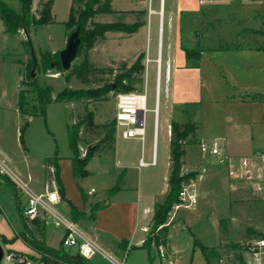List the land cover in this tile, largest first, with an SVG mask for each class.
I'll use <instances>...</instances> for the list:
<instances>
[{
    "label": "rangeland",
    "instance_id": "rangeland-1",
    "mask_svg": "<svg viewBox=\"0 0 264 264\" xmlns=\"http://www.w3.org/2000/svg\"><path fill=\"white\" fill-rule=\"evenodd\" d=\"M4 1L19 8L17 0ZM180 1L182 6L194 10L192 15L199 9V0ZM38 2L39 0H34L32 12L37 11ZM51 2L57 22L42 26L32 25L27 31L19 28L15 33L8 32L0 15V157L31 188L37 192H45L46 182L54 178L53 174H46V158L53 156L56 149L58 155L65 159L72 156L68 125L84 116L86 107L92 110L94 122L100 127L94 131H86L84 128L83 141L80 143L81 157L85 156L90 146H100V150L87 163L85 167L87 173L82 174L79 167H76L75 175L73 167L71 172V176H74L82 187L85 209H89L85 222L78 224L92 236L86 229L88 220L91 219L95 207L104 205L113 196L110 189L116 182L117 174H114L112 169L115 167L117 173L121 171L116 167L115 151L102 142L106 132L104 125L115 121L116 98L110 94L107 100L52 101L46 105L45 112H42L43 103L39 98V87L45 89L51 87V95L55 97L66 87L82 88L100 83L103 78H111L109 73H98L92 83L86 84L69 74L70 70H58L60 51L66 46L71 34V30L64 22L69 18L72 0H51ZM166 4L164 22L160 23L159 14H154L149 28L136 37L133 33L109 32L105 39L96 42L89 50V60L93 65L116 68L124 62L131 64L136 54L144 51L145 71L141 74L142 82L139 84V90H145L147 80L148 108H153L157 93L155 58L159 51L161 33L162 81L157 131V164L140 167L138 177L143 190L153 188L159 191L168 181L170 173L168 125L172 119L181 122L195 121L199 125V135L222 134L225 112L220 98L226 93L224 91L231 75L223 71L218 60L225 59L230 66H235L236 70L240 71L246 66L245 58L249 56L245 51L232 50L210 59L206 52L200 61L195 58L188 61L184 53L185 46L192 42H195L194 45L200 43L217 47L264 45V0H206L201 5L202 14L198 13V22L195 17H188V20L184 18L182 20L181 17L180 32L176 24V28L171 32L169 23V10L173 4H176V0H166ZM151 10L155 11L153 7L149 8L150 12ZM183 16H188L187 12H184ZM96 20H123L130 23L137 20L144 21L143 15L129 11L100 15ZM248 29H255L260 33L250 32ZM171 44L180 69L178 74H175L174 70L168 82L166 69ZM47 54L49 55L45 60L52 61L50 67L45 69L43 56ZM34 56L37 59L36 65L32 64ZM253 56L264 59V52L255 53ZM148 57L151 60L147 63ZM80 59L81 57L75 61ZM53 62H56L54 66H52ZM32 72L34 76H31ZM21 92H24L25 112L20 109ZM167 92H170L172 97L182 94L181 98L184 102L181 103L184 104L170 108L168 105L170 97ZM216 99H220L219 104ZM154 130V112L148 110L144 146L140 139L123 138L116 132L115 146L118 152L127 155L132 163H138L142 155L146 160H151ZM261 147L264 149V143H261ZM199 149V141L190 139L185 159L191 154L189 150H192V158L187 159L184 165L185 171L195 169L203 174V179L194 180L198 203L195 207L184 205L179 208L174 207L169 219L168 241L171 245L168 247L171 249L166 248L169 256L164 259L155 248L157 264H167L169 259L174 260L176 264H247L246 243L253 238L264 236V199L256 193L255 180L242 179L239 174L230 177L224 164L209 156L201 157ZM51 168L53 173L54 166L52 165ZM28 173L32 175L31 178H28ZM129 184L134 186L135 180ZM164 196L165 194L162 196L159 194L157 201L162 200ZM15 198H19L21 202L26 201L25 193L16 184L14 185L8 176L0 173V203L4 206L0 212V241L5 253L13 254L16 258L23 256L27 264H37L38 254L21 237L16 236L25 229L17 218ZM54 207L65 216H70L66 204L58 203ZM41 218L46 220V224L48 222V232L54 233L51 244L59 246L60 228L56 227L58 224L55 219L48 217L46 213L42 214ZM30 225L35 226L33 222ZM151 226L152 222L148 231ZM2 236L14 241L5 243ZM101 239H98L99 242L110 254L120 261L124 260L122 255L110 249L117 245L109 237ZM195 239L208 248L203 251L200 245L195 246ZM72 250L75 251L76 247H72ZM91 262L113 264L100 254H97ZM125 263L131 264L130 259H125Z\"/></svg>",
    "mask_w": 264,
    "mask_h": 264
},
{
    "label": "trees",
    "instance_id": "trees-1",
    "mask_svg": "<svg viewBox=\"0 0 264 264\" xmlns=\"http://www.w3.org/2000/svg\"><path fill=\"white\" fill-rule=\"evenodd\" d=\"M19 8H15L8 2L0 1V15L6 25L8 32L15 33L19 28H24L26 31L32 26H42L48 23L57 22L55 15L52 12L51 0H39L36 12H32L34 0H17ZM133 11V10H132ZM115 10L112 7V0H73L69 18L65 21V25L73 32L78 26L81 28L80 37L81 44L77 58L79 61H74L70 68L69 74L76 76L80 81L86 84L93 82L98 73L111 75V78H103V81L95 85H88L82 88L66 87L60 91L55 97L51 95V87L47 89L39 87V98L42 100L43 109L49 102L52 101H80L88 100H107L110 94L116 97L119 92H130L139 90V84L142 82L141 74L145 71V52H140L131 64L124 62L119 68L113 66L99 67L93 65L89 60V50L99 40L105 39L107 33L122 31L126 33H134L144 24V21L137 20L129 23L123 20L115 21H100L96 20L101 14H111ZM264 17V11H263ZM250 32L260 33L255 29H248ZM262 33V32H261ZM43 56V67H50L51 61L47 62L46 56ZM185 55L188 59H200L202 56L201 44L192 48H185ZM58 56V54L56 55ZM76 58V59H77ZM37 59L32 58V64L36 65ZM61 60L58 62V70H62ZM32 76V73H31ZM264 97V94H253V96ZM20 109L25 112L23 105L25 104L24 92L20 93ZM99 124L94 122V113L86 107V113L79 120L69 123L68 137L69 144L72 150V167L74 175L76 167H79L82 174L87 173L85 167L92 159L96 152L100 150V146H90L84 157H81L80 143L83 141L82 133L84 128L86 131H94ZM106 132L102 142H105L109 149L115 151L116 126L115 121L104 125ZM199 125L195 121L181 122L172 120L170 123V173L168 177L169 189L164 198L157 201L155 204V212L153 215L151 229L142 243V247L147 249L149 258L152 259L151 253L153 245L156 247L167 246L168 233L170 229V217L175 205L181 202L180 192L185 185L191 184L198 176V170H184L185 156L190 139L200 140L198 134ZM60 156L56 149L53 156L46 158V174L54 175L57 182L58 190L61 199L67 201L70 205V216L75 221L82 219L86 212L79 210L78 207L66 196V187L61 177V167L59 164ZM54 166V172H51V166ZM116 176V182L111 187L110 191L115 193L123 188L126 183V170H121L117 173V169H112ZM15 185V183L11 180ZM77 186L83 195L82 187L77 181ZM84 198V195H83ZM15 205L20 214L21 223L25 230L18 233L17 237H21L30 248L38 254L37 264H92L89 259L82 256L79 250H72V247L67 248L64 244V237L60 245L54 247L48 244L46 240V220L41 216L34 219H29L24 215V210L21 207L19 198H15ZM99 207V206H97ZM95 207L94 209H96ZM0 212L2 207L0 205ZM35 226H31V223ZM5 243L13 242L14 239H8L2 236ZM122 241L121 243H124ZM122 245V244H121ZM194 245H200L205 251L208 246L201 244L198 239L194 240Z\"/></svg>",
    "mask_w": 264,
    "mask_h": 264
},
{
    "label": "crops",
    "instance_id": "crops-1",
    "mask_svg": "<svg viewBox=\"0 0 264 264\" xmlns=\"http://www.w3.org/2000/svg\"><path fill=\"white\" fill-rule=\"evenodd\" d=\"M199 5H200L199 9L195 10V14L192 15V13H194V10H190L186 6L185 7L182 6L181 1L176 0V4L175 5L173 4L171 9L169 10V23L171 25V32L174 31L176 25L178 31L180 32L179 25H180L181 17L182 20L183 18L188 20L189 19L188 17H192V18L195 17L196 21L198 22L197 17L199 14H202L201 13L202 11H200L202 5L200 3V0H199ZM112 7L115 10V12L111 14H116V13L121 14L122 12L129 11L132 12L133 14L143 15L144 25L140 26L139 29L133 33L135 35L134 37H136L141 32L149 28L152 15L159 14L160 23L164 22L167 11L166 0H112ZM150 7L151 8L153 7L155 11L150 12L149 11ZM184 12H187L188 16L186 17L183 16ZM101 15L105 16L110 14H101ZM100 21H106V20H100ZM116 32L121 33L122 31H116ZM194 44L195 42H192L188 46H185V48L187 47L192 48L197 46ZM172 47L173 45L171 44L169 57L167 58L169 75L166 80L168 82H170L174 70H175V74H178V70L180 69V66L177 65V61L175 60ZM201 48H202V55L208 52L210 59L217 58L216 57L217 55L232 50L245 51L246 53H249V56L248 57L246 56L247 58H245V60L247 61L245 64L246 66L243 67L240 71H237L235 66H230L229 65L230 63L227 62V60L225 59H222L223 61L218 60V63L222 65L223 71L229 73L228 74L229 76L231 75L230 79L228 78V83L224 91L226 93H224V95L221 98L219 97L222 101L225 112L224 129L222 134H218V135L201 134L200 138L201 137L224 138L227 141L228 153L237 159L242 156H249L259 151H264V149L261 147V143H264V97H262V95L253 96V94H264V59L263 58L257 59L255 56H253L255 55V53L264 52V45L217 47L208 44L207 45L201 44ZM138 54H136L135 58L137 57ZM201 59L202 56L198 60L200 61ZM189 60L191 61V59H188V61ZM185 61L187 62L186 57H185ZM167 94L168 97H170L169 101L171 104L170 103L168 104L170 108L177 104L180 105L184 104L181 103L184 102L182 101L183 99L181 98L182 94L181 95L178 94L174 97L170 96V92H167ZM220 99H216V102L218 104L220 102ZM168 132L170 134V123L168 125ZM189 152L191 154L187 155L188 158L185 159V163L187 159L192 158V150H189ZM114 155H115L116 167H119L121 170L123 169L126 170V183L121 190L113 193V196L104 205H100L99 207L93 210V215L91 219L88 220L86 229L89 230L92 236L96 237L97 239L99 238L101 239L103 237L104 238L109 237L110 240L117 245L115 247L113 246L110 247V249L113 250L115 253L122 255L124 261L125 259L126 260L130 259L131 264H157V256L154 253V249L155 248L158 249L160 253L159 247L153 245L152 253H151L152 259H150L149 253L147 249L142 247V243L147 235L148 227L153 220V215L155 212V204L157 202V196H159V194L160 196H162L163 194L167 193L169 189V183L167 181L165 187H163L159 191L157 189L154 190L153 188H148L143 190L140 185V179L138 177L140 167H143V166H139V160L138 163L130 162L127 155L118 152L117 146H115ZM200 155L203 158H208L209 156L213 159H216L213 156L202 153L201 150H200ZM67 158L68 159H65L60 156L59 159V164L61 167V177L66 187V196L78 207L79 210L86 212V215L78 221L79 223L83 221L85 222L86 216H88L87 213H89V209H85L86 205L84 202L83 195L81 194L77 186L76 179L74 178V176L73 177L71 176V172H72V161L70 159L71 155ZM27 176L28 178L32 177V175H30L29 173L27 174ZM197 178L203 179V174L200 173V171ZM133 180H135L134 186L129 184ZM193 183L196 186L195 181H193ZM62 200L63 199H61V201H59L58 203L66 204L70 212L69 203L65 200L63 201ZM15 201L16 199L14 200V207L16 209ZM25 202H26L25 200L24 202H21V207L23 210L25 209ZM0 205L3 210L4 208L3 203H0ZM16 214L20 223L21 218L17 209H16ZM56 227L60 228L58 232L60 233V242H61L65 234V229L63 226L56 225ZM53 237H54V233L53 232L52 234L49 233L48 226H46V240L48 244L57 247L58 245L51 244V238ZM122 241L125 242L121 243ZM169 245H171L170 241H168L166 248L171 249L168 247ZM97 254L100 253H96L92 258L89 259V261L91 262V260ZM103 257L106 258L105 256ZM91 263L93 264V262Z\"/></svg>",
    "mask_w": 264,
    "mask_h": 264
},
{
    "label": "built area",
    "instance_id": "built-area-1",
    "mask_svg": "<svg viewBox=\"0 0 264 264\" xmlns=\"http://www.w3.org/2000/svg\"><path fill=\"white\" fill-rule=\"evenodd\" d=\"M206 0H200L205 3ZM154 12V10H151ZM161 33L159 35V51L155 58L157 62L156 82L157 93L153 108H148L147 80L145 90H136L130 92H119L116 95L117 111L115 115V126L117 134L123 138H138L144 146L146 141V113L148 110L154 112V141L153 153L150 161L142 155L139 158V166H150L157 164V131L159 125L160 110V88L162 81V58H161ZM151 59L148 57V61ZM169 75V67L166 69V79ZM199 148L202 153L215 157L220 163L227 166L230 177H239L242 179L255 180L254 188L260 198L264 199V151H259L249 156L235 158L228 153L227 141L223 138H206L201 137ZM237 168V171H236ZM0 173L8 176L26 195L24 215L29 219L42 216L46 213L48 217L55 219L56 224L65 229L64 244L68 247H76L80 254L87 259L92 258L96 253H100L109 259L113 264H126L124 260L116 259L109 251L99 242V240L84 229L78 222L70 216H65L58 211L54 205L57 204L61 197L56 180L53 178L45 184V192H37L31 188L28 183L12 170L7 162L0 157ZM181 202L175 205L195 207L198 203V192L195 184L192 182L185 185L180 192ZM246 252L248 253L247 264H264V236H259L248 240L246 243ZM160 255L164 259L168 258V251L165 246H160ZM1 264H27L25 258L20 256L16 258L13 254L5 253ZM167 264H176L172 259Z\"/></svg>",
    "mask_w": 264,
    "mask_h": 264
},
{
    "label": "water",
    "instance_id": "water-1",
    "mask_svg": "<svg viewBox=\"0 0 264 264\" xmlns=\"http://www.w3.org/2000/svg\"><path fill=\"white\" fill-rule=\"evenodd\" d=\"M81 28L78 26L67 39L66 46L60 51V60L64 70H70L72 64L76 60L78 56V51L81 44V37H80ZM56 62L52 63L54 66ZM32 76H34V72H32ZM5 250L0 241V264L4 257Z\"/></svg>",
    "mask_w": 264,
    "mask_h": 264
}]
</instances>
